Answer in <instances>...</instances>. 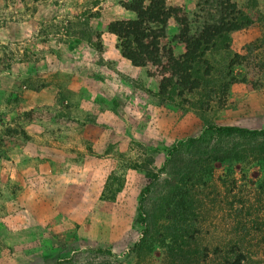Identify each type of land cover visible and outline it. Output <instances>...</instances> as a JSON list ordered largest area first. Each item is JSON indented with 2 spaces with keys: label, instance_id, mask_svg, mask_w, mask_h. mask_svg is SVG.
Returning <instances> with one entry per match:
<instances>
[{
  "label": "rangeland",
  "instance_id": "1",
  "mask_svg": "<svg viewBox=\"0 0 264 264\" xmlns=\"http://www.w3.org/2000/svg\"><path fill=\"white\" fill-rule=\"evenodd\" d=\"M159 1L189 40L213 33L219 0ZM230 1L245 25L208 74L186 65L188 91L179 19L147 25L162 67H135L109 31L128 0H0V264H264V134L209 132H264V0Z\"/></svg>",
  "mask_w": 264,
  "mask_h": 264
},
{
  "label": "trees",
  "instance_id": "2",
  "mask_svg": "<svg viewBox=\"0 0 264 264\" xmlns=\"http://www.w3.org/2000/svg\"><path fill=\"white\" fill-rule=\"evenodd\" d=\"M142 0H128V3L124 4V8L127 10H131L134 13H137L136 20H130L125 22H114L109 26V31L116 35L120 39V49L123 58L127 59L131 64L135 67L144 66L146 63H152L156 67H162L161 55L159 53V36H163L162 32H156L155 30H149L147 25H157L165 27L167 23V19L169 17H174L175 20L177 18V12L175 9L168 10L167 14L163 12V3L158 0L156 5H160V8H153L149 15H144L145 12L142 11L141 7ZM157 1V0H156ZM220 1V13L219 18L217 20V24L212 26V34L206 35L205 33L202 39L189 40L186 36V22L184 19H179L181 22V29L179 38L184 43H186L187 53L183 56H179V58H175L173 56H169L168 65L169 70L173 73V75L177 78L178 85L182 88H186L188 91H193L198 89L201 86V82L197 80V77L192 78L190 73H187L186 65H192L189 69L197 74L196 70H200L202 67L204 69L208 68V65H201V59L205 56V52L213 47V41H217L218 38L222 37L224 34L238 31L242 29L245 25L241 21L240 18H237L238 10L236 4L232 3L230 0H219ZM143 18H145L143 20ZM150 27V26H149ZM148 29V30H146ZM162 30V29H161ZM134 32L135 39H130L131 32ZM147 31V33L145 32ZM146 37H151V42L148 44L144 43V39ZM183 58V60H182ZM196 62V63H195ZM195 63V64H194ZM194 64V65H193ZM208 74V70L204 71ZM171 83V80H167L165 84L168 86ZM209 132L218 133L221 135H230L236 132H239L240 137H246L248 135L255 137L256 135L264 134L263 131H252L247 129H240L237 127H213L210 128ZM192 142L195 139L191 140ZM191 141L190 144L192 143ZM192 145V144H191ZM218 161L225 163L231 157L228 153L221 154L218 158ZM187 233L183 232V234L178 235L176 247L178 248L175 252L176 257L179 259L181 257L185 258L186 255L193 253V249L191 250H183L182 246H188V237L185 238ZM185 238V239H184ZM140 247V243L136 245ZM135 246V247H136ZM240 262L232 264H239Z\"/></svg>",
  "mask_w": 264,
  "mask_h": 264
}]
</instances>
